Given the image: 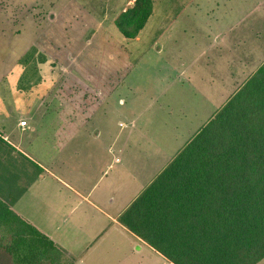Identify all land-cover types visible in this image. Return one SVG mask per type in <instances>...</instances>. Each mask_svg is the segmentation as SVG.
I'll return each instance as SVG.
<instances>
[{"label": "crops", "instance_id": "crops-1", "mask_svg": "<svg viewBox=\"0 0 264 264\" xmlns=\"http://www.w3.org/2000/svg\"><path fill=\"white\" fill-rule=\"evenodd\" d=\"M51 1L49 5L54 3L58 6L57 13L48 10L54 13L55 20L60 17L64 7L76 6L71 3L72 0ZM127 1L98 0L101 9L97 13L89 14L92 9L88 8L87 17L81 23L76 14L66 18V23H77L74 26L76 30L88 25L85 28L89 27L91 34L109 37L114 19ZM203 1L151 0V12L135 36L125 37L117 29L129 41H140L146 34L149 37L151 33L157 32V36L164 33V30H160V24L164 21H171V26L173 22L179 24L177 28L184 33L188 29L196 30V36L192 32L185 36L183 45L177 43L176 39L180 36L176 31L175 35H170L171 43L175 46L159 43L157 36L153 38L157 53L161 49H186L189 62L182 60L179 64L184 67L188 65L189 68L199 60L201 53L204 55L210 46L212 48L217 43V39H222V32L225 34L236 30L232 38H227L233 47L224 49L228 56L222 57L218 52L209 62L212 72L208 76L216 84L215 93L222 97L221 106L264 61V42L260 43L258 39L260 31L252 25L243 30L237 29L243 18L252 15L256 1L263 5L264 0H216L213 7L207 5L205 9L201 8ZM33 2L0 0V21L3 5L30 7ZM92 2L80 5L94 6L96 2ZM220 5L222 11L219 10ZM1 30L0 27V37ZM241 42L245 47L242 50L234 49V45L238 46ZM115 50L107 49L105 63H86L73 68L74 84L89 87L98 96L86 95L80 90L72 95L34 96L40 103L47 104L42 109L26 111V118L20 119L26 121L24 125L19 124L20 120L3 125L0 117V126L4 127L0 132L14 148L8 153L9 174L14 177V188L10 195L15 196L18 188L24 186L23 191L15 196L13 208L65 249L73 258V264H173L121 224L118 216L220 106L214 112L209 110L205 114L194 133L191 129L200 121V118L195 120V113L199 114L200 108L188 121L179 119L176 123H170L167 133L174 140L178 133L184 136L192 133L188 138L185 136L181 147L173 146L172 137L169 143L151 136L145 143L130 141L134 127L113 129L108 126V121L105 125H97L98 121H92L96 112H90L91 109L96 103H103L110 94H115V90L129 79L128 75L144 53L142 49H120L123 56L132 55L133 58L129 66L123 65L124 72L114 80L119 67L114 62ZM194 50L198 53L196 56H192ZM173 63L167 59L164 68L173 69L175 66L176 71H183ZM1 76L0 71V81ZM196 79L199 83L205 81L201 75H197ZM99 87H105V90L102 92ZM25 98L31 100L30 97ZM53 101L59 104L53 105ZM118 101L125 103L121 97ZM119 125L123 126L124 122L120 121ZM148 128L153 131V127ZM4 131L9 134L8 137Z\"/></svg>", "mask_w": 264, "mask_h": 264}, {"label": "trees", "instance_id": "trees-1", "mask_svg": "<svg viewBox=\"0 0 264 264\" xmlns=\"http://www.w3.org/2000/svg\"><path fill=\"white\" fill-rule=\"evenodd\" d=\"M150 12L151 0H128L114 24L133 37ZM28 48L8 73L29 58L41 73L50 69L48 54L36 43ZM79 88L86 93L71 82L67 94ZM13 149L0 132V264H73L65 249L13 208L24 189L10 195ZM118 220L173 264H256L264 257V61Z\"/></svg>", "mask_w": 264, "mask_h": 264}, {"label": "rangeland", "instance_id": "rangeland-1", "mask_svg": "<svg viewBox=\"0 0 264 264\" xmlns=\"http://www.w3.org/2000/svg\"><path fill=\"white\" fill-rule=\"evenodd\" d=\"M33 1L30 7L20 4L18 6L3 5L0 21L2 29L0 37V71L2 73L0 81V117L3 125H7L11 121L18 122L21 118L25 119L28 110L42 109L47 102L40 103L36 99L37 96L66 94L68 92L67 86H71V82L75 79L74 66L85 65L86 63H105L107 49H117L114 51V62L119 67L115 71L114 80L122 75L125 67L130 65V60L133 58L132 55L123 56L120 49H142L144 53L128 75L129 79L115 90V94H110L103 103L100 105L96 103L91 109L90 112H96L92 121H98L97 125H105V122L108 121V126L113 129L120 127L127 130L129 127H134L130 141L145 143L148 141V137L151 136L155 139L166 140L169 143L168 140L172 137L167 133L171 126L170 123H176L179 119L188 121L200 108L201 112L199 114L195 113V120L200 118V121L194 124L191 129V132L194 133L199 124L203 122L205 114L209 110L211 113L214 112L220 106L222 97L220 98L215 93L216 84L208 76L212 72L209 62H212L218 52L222 57L228 56L224 49H233V47L227 41V38H232L236 30H230L225 34L222 32V39H217V43L212 48L210 46L204 55L201 53L199 60L194 63L192 68H189L188 65L184 67L179 64L182 60L186 63L189 62L186 49H161L157 53V49H154L155 41L153 39L154 36H157V32L151 33L149 37H147V34L142 36L140 41H131V39L129 41V39L121 36L114 23L109 37L101 36L99 33L97 35L91 34L90 28H85L88 25L81 30H76L74 26L77 23H66V18L70 17L71 14H76L79 17L78 21L81 23L87 15L88 8L92 9L89 14L97 13L98 9H101V6H98V0H72L71 3L76 6H70V10V7H64L57 20H55L52 11L48 12L49 9L55 13L58 11V6L54 3H52L54 6L48 4L51 0ZM215 1L206 0L205 2L204 0L201 8L205 9L207 5L211 8ZM89 2H96V4L94 6H90V4L88 6L80 5ZM222 8L220 5L219 10L222 11ZM252 11L250 17L243 18L238 23L237 29L243 30L250 25L255 26L260 31L258 39L261 43L264 42V4L261 5L260 1H256ZM32 18L33 23H31ZM48 18H51V20H48ZM67 24H69V27L65 28ZM171 24V21H164L160 24V30H164V33L157 36L159 43L175 46L170 39V35H175V31L180 36L176 39L177 43H181V45L185 42L187 34L190 35L192 32L196 36V30L194 33L188 29L184 33L177 28L176 25L179 24L174 22V25L171 26ZM72 31L73 33H71ZM212 36L213 34L211 38ZM32 38L34 39L32 40ZM31 40L32 43H36L37 48L42 49L54 61L53 64L51 63L50 69L41 73L37 61L34 58H29L25 62L22 59L16 69L8 73L10 67L16 63L17 59L27 49V45ZM222 40L223 42H221ZM234 46V49L237 50H242L245 47L242 42L238 46ZM197 54V51L194 50L192 56ZM167 59L174 61L173 64L177 65V69H183V71H176L175 66L173 69L164 68ZM206 63H208V66H205ZM66 65L68 67H63ZM194 73L195 75H193ZM197 75H201L205 78V81L199 83L196 79ZM64 80L66 81L63 85ZM51 81L53 83L50 86L49 82ZM105 87L99 88L103 92ZM84 89L86 95L98 96V93L92 92L91 88L86 87ZM70 90H74V85ZM78 90L76 91H81ZM25 97H30L29 99L32 101H27L28 98ZM119 97L125 103L119 102ZM52 104L59 103L53 101ZM196 115L199 116L196 117ZM120 121L124 122L123 126L119 125ZM148 127H153V131L151 132ZM3 128L0 126V131L4 130ZM4 134L7 137L9 136L6 131H4ZM185 136L178 133L176 140L172 137L173 146L178 145V147H181L185 139L188 138V136L186 138ZM256 264H264V257Z\"/></svg>", "mask_w": 264, "mask_h": 264}, {"label": "built area", "instance_id": "built-area-1", "mask_svg": "<svg viewBox=\"0 0 264 264\" xmlns=\"http://www.w3.org/2000/svg\"><path fill=\"white\" fill-rule=\"evenodd\" d=\"M25 123H26V121L24 119H22V120L19 121V124L20 125H24ZM168 264H171V263H168Z\"/></svg>", "mask_w": 264, "mask_h": 264}]
</instances>
